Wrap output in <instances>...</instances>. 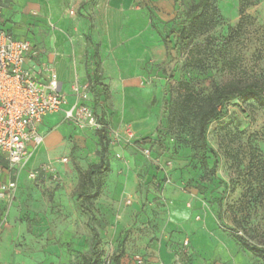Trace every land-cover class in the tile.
<instances>
[{
  "label": "rangeland",
  "instance_id": "1",
  "mask_svg": "<svg viewBox=\"0 0 264 264\" xmlns=\"http://www.w3.org/2000/svg\"><path fill=\"white\" fill-rule=\"evenodd\" d=\"M56 1L70 39L85 46L87 83L100 97L92 109L109 142L101 193L85 203L100 237L101 264L119 247V264H136V257L153 264V245L169 248L171 264H264V252L242 245L264 250V106L227 102V115L207 130L205 148L192 126L167 120L181 81L202 95L226 83L264 88V0H211L208 31L179 57L163 43L177 18L175 0ZM9 2L0 0V8ZM198 2L181 0L185 10ZM97 131L73 129L58 156L34 157L18 175L9 174L20 192L1 199L11 210L0 211V264H82L90 257L88 216L77 196L91 190L84 175L99 161ZM63 156L64 184L35 187L31 169Z\"/></svg>",
  "mask_w": 264,
  "mask_h": 264
},
{
  "label": "crops",
  "instance_id": "2",
  "mask_svg": "<svg viewBox=\"0 0 264 264\" xmlns=\"http://www.w3.org/2000/svg\"><path fill=\"white\" fill-rule=\"evenodd\" d=\"M0 9V25L5 31L14 38L30 41L32 45V49L27 55L26 67L31 69L32 74L42 82H47L50 71L54 72L59 91L65 101L60 112L49 114L42 119L41 124L38 126V132L42 135L43 140L36 147L28 144L31 156L25 164L27 166L34 157L45 159L58 156L64 149V138L71 130L85 131L78 129L64 118V111L70 109L76 103L72 86L74 84L80 87L88 85L86 62L82 55L85 46L82 49L79 41L70 39L69 25L60 17L63 5L59 1L11 0L8 6L5 5ZM89 28H91L90 24L88 25ZM87 37L88 35H86V39L90 43V39L88 40L89 37ZM95 53L96 51H94V55H96ZM88 89L89 99L87 105L91 108H93V105L99 106L100 98L96 100L94 97V93L97 94L96 90L91 92L89 87ZM61 158L40 163L37 167L31 169L35 170L42 165L51 164L55 168L60 182L57 184L52 183L49 175H43L37 181H32L35 187L44 191L59 188L64 184L69 167L68 163L62 164L60 162ZM19 171L21 170H8L4 158L0 156V176H6L5 181L0 183L11 181L16 183L13 198L19 195L20 183L17 178L10 179L9 174L15 173L18 175ZM4 207L10 209L11 206L6 200L1 201L0 199V211ZM151 251L153 264L156 260L161 261L163 264H171L173 256L169 248L153 245Z\"/></svg>",
  "mask_w": 264,
  "mask_h": 264
},
{
  "label": "built area",
  "instance_id": "3",
  "mask_svg": "<svg viewBox=\"0 0 264 264\" xmlns=\"http://www.w3.org/2000/svg\"><path fill=\"white\" fill-rule=\"evenodd\" d=\"M31 49L30 41L12 37L0 25V156L4 158L8 170H20L25 166L31 156L28 144L36 147L43 140L38 132L42 119L60 112L65 103L54 72L50 71L47 82H42L26 67ZM72 91L76 103L64 111L65 120L80 130H99V119L87 105L88 85L80 87L74 84ZM127 133L131 138V132ZM60 162L67 164L68 159L63 157ZM43 175H49L52 183L60 182L51 164L31 170L28 177L37 181ZM15 191V182L0 183V199L13 198ZM187 246L188 241L185 240L181 253L184 258ZM135 262L141 264L142 260L136 257Z\"/></svg>",
  "mask_w": 264,
  "mask_h": 264
},
{
  "label": "trees",
  "instance_id": "4",
  "mask_svg": "<svg viewBox=\"0 0 264 264\" xmlns=\"http://www.w3.org/2000/svg\"><path fill=\"white\" fill-rule=\"evenodd\" d=\"M177 3V18L174 24L164 31L163 43L173 51L175 57H179L183 51H189L194 40L208 31V9L211 0H199V2L185 10L181 0H175ZM88 38V37H87ZM89 40V38H88ZM96 54V53H95ZM194 64L201 62L200 59L189 58ZM91 92H95L93 84H89ZM96 100H99L98 94L94 93ZM242 98L244 100H255L260 106H264V88L257 83L246 85H235L226 83L222 86L215 87L209 94L202 95L189 85L188 82L181 81L178 83V93L172 107V114L167 118L168 125L175 123L180 128L192 126L195 142L206 147V133L212 123L221 121L227 115V102ZM166 102V101H165ZM100 129L97 131L99 152V161L92 166L84 175L86 184L91 190L77 196L79 210L88 216L87 227L91 232L90 257L84 258L82 264H101L102 253L99 250L100 237L93 224L94 215L92 211L85 206L86 202L96 200L102 188L101 177L109 171L108 161V139L102 119H99ZM162 137V134L159 135ZM218 168L216 158L210 169L212 176H215ZM243 247L252 253L264 252V250L249 243L242 242ZM123 248L119 247L114 257L110 259L109 264H119L123 257Z\"/></svg>",
  "mask_w": 264,
  "mask_h": 264
}]
</instances>
